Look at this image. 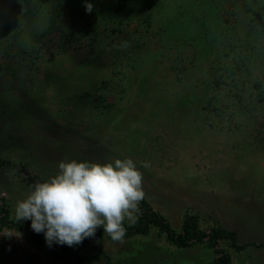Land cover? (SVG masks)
<instances>
[{
    "label": "rangeland",
    "instance_id": "1",
    "mask_svg": "<svg viewBox=\"0 0 264 264\" xmlns=\"http://www.w3.org/2000/svg\"><path fill=\"white\" fill-rule=\"evenodd\" d=\"M91 2L88 13L85 0H0V197L15 218L30 178L55 175L61 160L127 157L175 229L192 212L210 231L201 202L211 181L264 180V0ZM7 232L22 235H0V264H78L27 228L0 226ZM257 233L241 241L264 239ZM220 246L234 264H264V247ZM82 254H102L84 264L217 257L206 245L177 248L158 229Z\"/></svg>",
    "mask_w": 264,
    "mask_h": 264
},
{
    "label": "clouds",
    "instance_id": "2",
    "mask_svg": "<svg viewBox=\"0 0 264 264\" xmlns=\"http://www.w3.org/2000/svg\"><path fill=\"white\" fill-rule=\"evenodd\" d=\"M88 13L91 0H85ZM142 167H149L143 163ZM143 172L132 158L100 162L64 159L58 172L31 185L28 195L17 201L16 221H31L32 230L43 233L49 247L55 242L69 247L95 236L101 226L113 241L123 242L125 220L135 214L145 199ZM11 239L18 232L0 234Z\"/></svg>",
    "mask_w": 264,
    "mask_h": 264
},
{
    "label": "trees",
    "instance_id": "3",
    "mask_svg": "<svg viewBox=\"0 0 264 264\" xmlns=\"http://www.w3.org/2000/svg\"><path fill=\"white\" fill-rule=\"evenodd\" d=\"M44 29H46L45 26ZM34 182H36V180L34 178H30L29 183L33 185ZM0 201L1 227L18 230L27 228L29 238L33 243L49 247L46 243L44 234H37L32 230L30 220L18 223L15 218H12L10 203L6 197H0ZM139 207V216L136 221L133 224H129L126 221L124 222V226L126 228V234L124 236L125 239H131L137 236H148L153 229H158L159 232L164 234L167 240L177 248L187 249L198 245H206L214 249L217 257L214 259L212 264H234L231 254L220 246L222 241L231 242L232 246L238 250L246 248L245 245L239 244L237 234L235 232L228 230L221 225L217 224L213 226L210 231L203 228L201 225L200 215L197 213H187L184 217L181 229L177 230L171 225L169 220L160 211L156 210L146 199L141 202ZM103 238L112 240L110 236L106 233L104 234L103 227L101 226L97 229L94 237L84 239V241L79 245L69 247L67 245H59L54 242L50 248H55L65 253H71L77 258L78 264H84L85 262L92 261L96 258H101L102 254L86 257L83 256L82 252L93 242L102 240Z\"/></svg>",
    "mask_w": 264,
    "mask_h": 264
},
{
    "label": "crops",
    "instance_id": "4",
    "mask_svg": "<svg viewBox=\"0 0 264 264\" xmlns=\"http://www.w3.org/2000/svg\"><path fill=\"white\" fill-rule=\"evenodd\" d=\"M208 187L210 199L201 203L211 205L216 224L237 234L239 244L246 246L239 251H246L251 244L263 249L264 239L241 241V236L251 235L253 230L264 236V180H222L215 184L211 181Z\"/></svg>",
    "mask_w": 264,
    "mask_h": 264
}]
</instances>
